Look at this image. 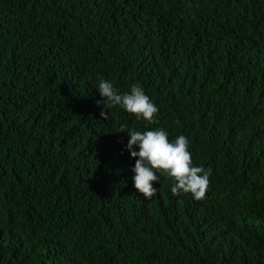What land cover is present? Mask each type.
Here are the masks:
<instances>
[{
  "label": "trees",
  "instance_id": "trees-1",
  "mask_svg": "<svg viewBox=\"0 0 264 264\" xmlns=\"http://www.w3.org/2000/svg\"><path fill=\"white\" fill-rule=\"evenodd\" d=\"M122 125L188 138L205 197L146 199ZM0 264H264V0H0Z\"/></svg>",
  "mask_w": 264,
  "mask_h": 264
},
{
  "label": "clouds",
  "instance_id": "clouds-1",
  "mask_svg": "<svg viewBox=\"0 0 264 264\" xmlns=\"http://www.w3.org/2000/svg\"><path fill=\"white\" fill-rule=\"evenodd\" d=\"M98 91L104 99L97 101V104H103L107 109L100 113L103 119H108L112 106H120L134 114L137 119L142 117L149 123L156 122L155 116L159 109L140 85L133 84L130 91L119 94L111 82L102 79ZM125 128L126 126L122 125L119 132H127L129 136L127 150L130 156L135 158L132 169L135 173L134 187L146 199H152L158 193V189L153 187V182L159 181L157 172L174 178L171 186L173 195L190 193L196 200L205 197L211 169L193 166L188 138L180 135L174 142H170L168 132L163 128L143 132L135 129L126 131ZM137 147L139 151L135 150Z\"/></svg>",
  "mask_w": 264,
  "mask_h": 264
}]
</instances>
